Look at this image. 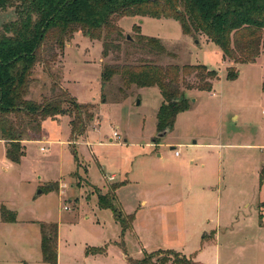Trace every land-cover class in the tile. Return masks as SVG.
<instances>
[{"label":"rangeland","instance_id":"1","mask_svg":"<svg viewBox=\"0 0 264 264\" xmlns=\"http://www.w3.org/2000/svg\"><path fill=\"white\" fill-rule=\"evenodd\" d=\"M16 17L14 7L0 10V28ZM119 23L134 40L122 39L119 59L120 52L104 56V41L81 31L64 50L50 43L43 49L51 68L37 64L29 98L55 97L58 82L79 103L99 108L77 138L69 115L45 119L40 136L26 140L20 162L8 159L0 141V264H48L41 251L43 222L58 225V264H130L129 258L159 249L196 253L203 264H264V53L237 65L239 75L230 80L233 63L203 34H185L180 20L123 17ZM135 24L175 56L142 49ZM144 57L163 66L205 64L219 71L211 91L187 92L190 108L163 137L157 131L158 87L134 86L121 98L119 75L104 87L101 79L106 64ZM53 182L59 190L39 193ZM118 183L124 184L116 205L135 214L125 234L98 201ZM2 205L17 213L15 225L3 222Z\"/></svg>","mask_w":264,"mask_h":264},{"label":"trees","instance_id":"2","mask_svg":"<svg viewBox=\"0 0 264 264\" xmlns=\"http://www.w3.org/2000/svg\"><path fill=\"white\" fill-rule=\"evenodd\" d=\"M14 7L17 17L0 28V140L6 143V155L20 162L25 155L26 140L37 138L43 121L61 115L71 117L74 138L86 133L96 118L98 104L79 103L58 82H54V96L36 101L29 98L35 82L37 64L51 68L49 58L43 55L46 44L64 50L67 41L77 31L94 40H102V54L106 57L115 51L121 58L123 17L175 18L180 20L185 34L199 32L214 42L224 59L233 62L227 79L239 75V65L254 63L264 52V0H0V10ZM138 43L155 57L175 54L156 37L145 36L141 27L134 25ZM134 43V40H127ZM128 57L131 56L126 52ZM58 54L54 56V60ZM125 59L128 58L125 56ZM238 65V66H237ZM119 75L121 98L128 90L158 87L162 95L157 118V131L173 129L179 113L190 108L187 92L211 91L220 79L219 71L205 64L159 65L152 58H141L135 63L106 64L101 72L103 87ZM188 75V77H187ZM194 76L195 81H188ZM63 88V89H62ZM77 156V155H76ZM124 183L113 186V192L99 194L102 208L110 209L122 227V234L132 228L135 214H127L116 205V191ZM59 190V182L48 184L43 192ZM2 219L15 222L17 213L5 205L1 207ZM42 259L48 264H58V225L41 223ZM130 264H202L193 257L173 249H159L142 258H129Z\"/></svg>","mask_w":264,"mask_h":264},{"label":"crops","instance_id":"3","mask_svg":"<svg viewBox=\"0 0 264 264\" xmlns=\"http://www.w3.org/2000/svg\"><path fill=\"white\" fill-rule=\"evenodd\" d=\"M143 18V17H142ZM204 37H206V36H204ZM205 39H207V40H209L207 37L205 38ZM164 43V42H163ZM198 43V42H197ZM68 45V44H67ZM166 46V45H165ZM222 52V51H221ZM264 53V52H263ZM262 53V54H263ZM223 54V53H222ZM261 57V56H260ZM259 57V58H260ZM258 58V59H259ZM258 59H257V61H258ZM226 61H228V62H230V60L229 59H226ZM232 62V61H231ZM233 63V62H232ZM229 65H232L231 63L229 64ZM161 103H162V100H161ZM264 112V111H263ZM264 114V113H263ZM60 117H58L57 119H59ZM127 140V139H126ZM0 141H2V140H0ZM4 142V141H3ZM26 143V141L24 142V144ZM6 144V143H5ZM108 176H110V177H114V179H116L117 178V176L115 175V174H110V175H108ZM121 187V186H120ZM119 189V188H118ZM118 191V190H117ZM117 191H116V194H117ZM117 198H118V195H117ZM118 202V201H117ZM142 204H146V202H142ZM120 206L122 207V205L120 204ZM105 209V208H104ZM127 214H132V212H129V213H127ZM134 214V213H133ZM113 217H114V214H113ZM115 218V217H114ZM3 222H5V224H6V226L8 227V226H10V225H15V223L16 222H6V221H3ZM11 229V228H10ZM8 235H12L11 233H9ZM41 241H42V234H41ZM11 241H12V238H10V236L8 237V242L9 243H11ZM191 257H193V258H195L196 259V253L195 254H192L191 255ZM200 263H202L200 260H198ZM203 264V263H202Z\"/></svg>","mask_w":264,"mask_h":264},{"label":"water","instance_id":"4","mask_svg":"<svg viewBox=\"0 0 264 264\" xmlns=\"http://www.w3.org/2000/svg\"><path fill=\"white\" fill-rule=\"evenodd\" d=\"M127 37H128V39H131L130 35H128ZM139 103H140V101H138V104H139ZM169 132H170V129H166V130H164V131H162V132H159L158 135H159L160 137H163V136H165L166 134H168ZM39 193H43V191L40 190Z\"/></svg>","mask_w":264,"mask_h":264},{"label":"built area","instance_id":"5","mask_svg":"<svg viewBox=\"0 0 264 264\" xmlns=\"http://www.w3.org/2000/svg\"><path fill=\"white\" fill-rule=\"evenodd\" d=\"M114 137L120 139V134H119L118 132L115 131V132H114ZM43 149H44V148H43ZM176 155L179 156V155H180V152L176 151ZM65 208H68V206H66Z\"/></svg>","mask_w":264,"mask_h":264}]
</instances>
